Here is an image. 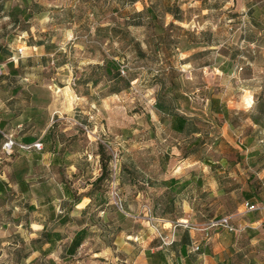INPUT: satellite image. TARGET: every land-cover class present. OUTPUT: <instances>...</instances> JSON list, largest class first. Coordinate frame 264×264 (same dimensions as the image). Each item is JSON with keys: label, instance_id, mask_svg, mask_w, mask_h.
<instances>
[{"label": "rangeland", "instance_id": "374dc122", "mask_svg": "<svg viewBox=\"0 0 264 264\" xmlns=\"http://www.w3.org/2000/svg\"><path fill=\"white\" fill-rule=\"evenodd\" d=\"M238 1L1 0L0 113L12 117L15 110L12 118L20 122L31 116V124L22 126V133H27L44 127L43 116L42 124L34 126L39 118L35 110L47 107L46 121L69 152L65 164L52 172L74 193L87 188L81 191L86 194L91 181L80 178L81 172L71 171L69 165L79 164L99 176L98 145L105 147L111 156V177L101 183L97 199L111 202L108 216H119L115 189L127 210V219L116 220L112 228L120 226L130 237L108 238L115 247L127 248L122 253L128 260L151 261L145 252L149 248L167 247L169 255L170 244L161 237L169 242L185 228L151 218L161 216L167 202L162 181L166 176L180 175L178 180L189 178L192 183L187 198H176L174 209L165 216H192L178 224L192 228L197 244L225 232L212 227L208 236L201 233L202 216L215 220L214 216L245 210L240 206L246 193L254 204L263 197L264 127L255 125L251 115L264 103V42H260L264 31L246 23L244 0L241 8ZM172 5L179 7L178 19L167 11ZM145 7L153 8L156 19L149 21L150 14H145L139 23L133 21L132 12ZM97 26L101 32H96ZM109 27L119 28V35L109 37ZM35 45L42 46L29 47ZM33 52L43 55L31 56ZM106 59L118 68L125 65L117 80L101 69ZM164 92L169 95L167 104L173 98L179 112L195 118L201 128L198 145L194 143L198 135L177 137L169 118L157 109V96ZM249 96L253 102L245 109L244 98ZM212 97L230 110L232 123L210 111ZM74 112L81 124L69 120ZM203 158L216 161L215 167ZM218 180L223 190L216 187ZM60 191L57 186L53 189L56 195ZM156 201L162 205L154 215ZM246 231L236 235V248L242 242L251 245ZM232 236H227V243L234 242ZM103 241L96 239L95 246ZM117 252L112 255L118 256ZM259 253L251 255L263 258Z\"/></svg>", "mask_w": 264, "mask_h": 264}, {"label": "crops", "instance_id": "0c3cea01", "mask_svg": "<svg viewBox=\"0 0 264 264\" xmlns=\"http://www.w3.org/2000/svg\"><path fill=\"white\" fill-rule=\"evenodd\" d=\"M244 3L247 10L243 18L247 16L246 23L260 32L264 31V0H244ZM237 7H243L242 0L238 1ZM252 43L248 42V44ZM41 46L29 47L34 50ZM30 55L37 56L43 53L33 52ZM30 89L35 88L30 87ZM27 91L32 94L30 90ZM74 95L76 99L81 98L76 93ZM37 109L35 111L39 118L37 122H34V126L42 124L43 116L44 127L39 131L36 128L27 133H22V126L31 124V116H27L20 122L12 118L17 115L15 110L11 112L12 117H5L0 113V264H264V183L263 197L257 203L259 208L253 211L238 209L236 213L227 215L236 230L229 231L218 226L225 232L216 233L211 238L198 241L201 253L194 252L197 251L194 250L197 240L192 228L178 224L181 220H191L192 216H151L161 225L167 222L185 228L180 229L181 232L174 239V244H170L171 253L169 255L165 253V250H168L167 247L156 249L162 250L165 261L153 262L143 260L142 257L139 260L138 258L128 260L127 256L122 253L127 252V248L115 247V242H109L108 238L116 236L128 239L130 237L120 226L112 228L116 220L127 219L128 212L122 205L119 216H108L110 201L103 200V204L97 205L99 201L95 200L96 195L92 199L81 195V191L87 188L74 193L62 180L56 181V175L52 171L57 166L54 160L58 155L57 152L22 150L15 147L10 155L3 154L1 146L5 135H12L15 140L22 143L42 139L51 124L46 121L47 107L39 106ZM76 112L72 113L73 117L69 120L72 123L81 124L77 120L80 115ZM170 123L169 120V127ZM224 128L226 129V125ZM171 130L177 137L191 136V134ZM194 135H199V133H194ZM69 167L73 172L79 170L80 178H87L91 181L87 186H92V181L97 177L94 172L88 171L87 168L83 170L76 163ZM179 177L180 175H170L164 177L162 181L169 178L179 179ZM186 181L189 184L175 195L174 200L179 196L187 198L186 193L192 186L191 181L188 178L179 180L178 183L185 185ZM218 181L216 187L223 190L222 181ZM163 185L166 189V185ZM200 185L203 186V182H200ZM56 186L61 190L59 195L53 192ZM241 207L244 208V205L241 204ZM202 217H204L203 229L205 231L201 230L203 231L201 233L208 236L210 228L207 227L213 219L210 216ZM244 231L253 246L247 241L239 243L236 248L238 241L236 235ZM183 232H187L188 236L186 241L180 242ZM231 233L234 235L232 236ZM228 235L234 238L232 244L226 241ZM75 236L76 239L72 244ZM98 238L104 241L102 245L96 247L95 241ZM181 249L185 251L184 255L181 254ZM148 250L154 252L152 248L145 252ZM113 251H118V256L112 255ZM251 252H262L263 258L259 255L253 256ZM234 257H237V262H234Z\"/></svg>", "mask_w": 264, "mask_h": 264}, {"label": "trees", "instance_id": "16d2710c", "mask_svg": "<svg viewBox=\"0 0 264 264\" xmlns=\"http://www.w3.org/2000/svg\"><path fill=\"white\" fill-rule=\"evenodd\" d=\"M122 2H126V3H130V4H134L140 0H120ZM2 6V2L0 0V9ZM34 6L36 7L37 4H34ZM152 7H145L143 10L141 11H134L132 12L133 15V21H136V23H139L138 21H141V19H144L145 14H150V16H147V19L149 21H152L153 19H156V16L152 14ZM168 12H170L173 17H175V19H178V12H179V7L177 5H172L170 7H168ZM30 17V16H28ZM103 28H100L99 26H97L96 28V32H101ZM109 37H113L114 35L118 36V32H119V28L116 27H109ZM113 32V34H111ZM164 40V38H163ZM260 42H264V38L260 39ZM4 49L0 47V50ZM7 58L11 56L9 50H7ZM102 70H104V72L106 73V75L113 77L114 80H117V78L120 76L119 74V70L118 67L116 66V63L113 60H109L106 59L105 60V64H103L102 66H100ZM13 71V73H16V70H11ZM88 78L83 80V83H88ZM15 93H17L18 90H13ZM157 102H156V107L159 111H162L164 114V116H166V118H169L170 120V127L171 129L179 132V133H187V134H191L194 135V133H201V128L200 126H198V124L195 123V118H193L190 115H187L185 113L179 112L178 109L175 106V100L172 98L171 99V103L167 104V100L169 99V95L167 92L162 93L161 95L157 96ZM209 109L211 112H213L216 115H223V118L226 121H229V123H232V120L229 117V112L230 110H228L227 108L222 107V104L220 102V100L218 98L212 97L209 99ZM264 103H260L259 104V111L257 112V114H252L251 115V120L255 125H260L264 127ZM197 136L194 139V143H196L197 145L199 144V142L201 141V136ZM75 138V137H74ZM73 138V139H74ZM42 143V149L41 150H51L54 152H57V157L54 159L56 165H61V164H65V158H67L69 152L66 151L67 146L68 145H63L60 143L59 137L57 132H55V129L53 128V124L48 128V130L46 131V133L44 134V136L42 137V139L39 140ZM22 143V142H21ZM26 143V142H25ZM33 143V142H31ZM26 144H30V143H26ZM98 154L100 156V162H101V173L99 176H97L93 181H92V186L91 189L86 193L83 194V196H87L90 197L92 199V197L95 196V200H98L97 197H99L98 192H100V185L102 182L107 181L110 179L111 177V170H110V161H111V156H107L106 152H105V147L102 144L98 145ZM203 161L206 163V165H209L211 168L215 167L216 161H211L209 159H205L203 158ZM85 167H81V169L84 170ZM200 180L197 179V182L199 183ZM179 180L176 178H169L163 181V184L166 185V191L165 193H167V202L166 204L160 209V214L161 216H165L169 211L171 212L174 207H175V195L180 193L183 188L185 186H187L189 184L188 181L185 182L184 184L179 185ZM100 195L101 192H100ZM79 197V196H78ZM245 197L247 199H245V201H249V198L251 197L250 193H246ZM101 201V200H100ZM244 201V202H245ZM103 204V202H98L97 205ZM162 205L161 201H156L152 207V212L155 215L157 210H159V207ZM227 216V215H224ZM220 219V218H217ZM215 219V220H217ZM187 232H183V234L180 237V242H184L187 239ZM76 239H73L72 244L74 243ZM175 240L171 243L174 244ZM198 246V250L194 251L197 253H201V247L199 244H197ZM181 254L184 255V250L181 249ZM149 255L151 254V257H153L152 261L153 262H161V261H165L166 258L164 256V253L162 252L161 249L156 250L154 252H150V250H148L147 252Z\"/></svg>", "mask_w": 264, "mask_h": 264}, {"label": "built area", "instance_id": "2783aa9c", "mask_svg": "<svg viewBox=\"0 0 264 264\" xmlns=\"http://www.w3.org/2000/svg\"><path fill=\"white\" fill-rule=\"evenodd\" d=\"M18 50L20 53L22 52V48H19ZM2 66L3 64L0 63V74L2 73L1 71ZM118 70L120 72V75H123L125 73V65H119ZM15 147L22 149V150H30V149L41 150L42 143L39 140H36L30 144L21 143L15 140L12 135H5V140L1 146L3 154L10 155L13 152ZM112 195L114 197L115 204L119 208H121V201H120V198H118V193L116 192L115 189H113ZM243 205L247 211H253L259 208L257 204L250 203L249 201H245ZM218 226L225 228L229 231L236 230V227L230 222V218L228 216H223L220 219L210 221L207 228L218 227ZM154 228L158 231V228L156 226H154ZM161 238L164 244H171L173 242V240H170L169 242H167L163 237ZM194 250H198L197 245H195Z\"/></svg>", "mask_w": 264, "mask_h": 264}, {"label": "bare ground", "instance_id": "6f19581e", "mask_svg": "<svg viewBox=\"0 0 264 264\" xmlns=\"http://www.w3.org/2000/svg\"><path fill=\"white\" fill-rule=\"evenodd\" d=\"M244 101H245L244 102V104H245L244 108L245 109H248L252 105V102H253L252 97H250V96L249 97H245Z\"/></svg>", "mask_w": 264, "mask_h": 264}]
</instances>
